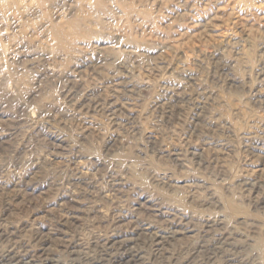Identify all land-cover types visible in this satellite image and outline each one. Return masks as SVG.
<instances>
[{"label": "rangeland", "instance_id": "1", "mask_svg": "<svg viewBox=\"0 0 264 264\" xmlns=\"http://www.w3.org/2000/svg\"><path fill=\"white\" fill-rule=\"evenodd\" d=\"M0 264H264V0H0Z\"/></svg>", "mask_w": 264, "mask_h": 264}, {"label": "bare ground", "instance_id": "2", "mask_svg": "<svg viewBox=\"0 0 264 264\" xmlns=\"http://www.w3.org/2000/svg\"><path fill=\"white\" fill-rule=\"evenodd\" d=\"M112 107V106H111ZM114 107V106H113ZM122 109V108H121ZM178 234L177 231H168V232H163L161 234H156V236L154 237L155 238V241L157 242L158 245H163L164 241L166 239H168L170 236L171 237H174ZM128 240V239H127ZM155 242V243H156ZM125 245L129 244V241H125L123 242ZM110 244V243H109ZM132 253V252H131ZM133 255V254H132ZM132 257V256H131ZM134 258H137V256H134ZM12 259V258H11ZM120 260V259H119ZM134 260V259H133ZM135 261V260H134Z\"/></svg>", "mask_w": 264, "mask_h": 264}]
</instances>
